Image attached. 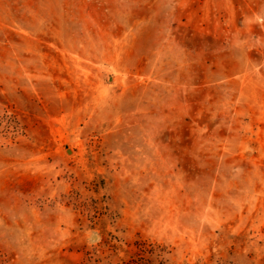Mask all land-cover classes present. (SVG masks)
<instances>
[{
  "label": "rangeland",
  "instance_id": "obj_1",
  "mask_svg": "<svg viewBox=\"0 0 264 264\" xmlns=\"http://www.w3.org/2000/svg\"><path fill=\"white\" fill-rule=\"evenodd\" d=\"M0 264H264V0H0Z\"/></svg>",
  "mask_w": 264,
  "mask_h": 264
}]
</instances>
